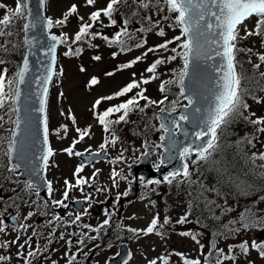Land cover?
<instances>
[{"label":"snow or ice","instance_id":"snow-or-ice-1","mask_svg":"<svg viewBox=\"0 0 264 264\" xmlns=\"http://www.w3.org/2000/svg\"><path fill=\"white\" fill-rule=\"evenodd\" d=\"M46 3V0H40L41 6ZM32 0H14V7L0 3V9H5V14L0 17V66L10 63V56L16 53L21 47L27 49V54L23 56L20 63L16 65V70L12 75H9L8 67H0V110L4 114L0 115V128H3L4 123L12 124L10 135L7 137L0 136V157L8 158V164L3 165L0 162V167L4 168L9 175L5 177L9 183L19 185V189L13 188V195L9 197L8 202H0V264H36L39 258V264H60V260H64V264H81L78 259L84 254V248L87 247L86 241L97 240L102 229L111 226L112 216L108 209L104 210L106 218L96 226L88 223H83V218L87 216L88 209L83 207L86 201H91V194H85L84 200H74V205L77 207L75 213L68 211L65 216L56 213L57 206L68 209L69 193L78 189L82 194L85 193V185L92 187L95 183L100 169L94 168V162L101 154L107 156L108 148L115 147L120 140L114 130L115 125L129 122V114L139 110L144 112L145 107L149 105H165L171 103L172 110L175 111L176 105L180 100L168 101V96L165 94L160 100H152L145 95L146 88L141 85L151 83L153 80L159 79L157 75L158 66L179 58L182 61V66L175 71V79L161 81L159 91L167 93L169 85L179 86V97L187 100V106L178 117H172L168 121L167 117L163 118L160 124V129L164 131L165 136H161L160 140L165 143L157 145L164 147L165 155L158 158V162L154 163L153 167L159 171L161 165H172V170L163 175L161 179H146L139 178L143 189H148L152 185H159L162 182L172 185L187 183L191 185L198 183L192 179L193 171L190 167L200 161H208L212 153L218 147V139L220 130L235 119H243L255 127V131L264 134V116H257L255 112H249L250 105L246 100V96L251 98L256 103H264V97L256 96L255 92L259 89L264 92V71H261L264 66V51L255 50L252 47H241L242 41H246L251 37H256L259 40L261 48L264 49V0H107V3L102 8H95L88 16L89 22H84L83 16H78L80 25L78 30L69 36L68 33L59 35L51 33L53 28L64 27L68 23L69 17L78 14V6L72 4L60 19L52 17H41L39 10L34 11L31 7ZM97 0H85V6L94 7ZM152 8L156 9L153 14H148ZM167 10V14L160 15ZM124 9L128 11L125 12ZM141 10L144 14L141 15ZM120 17V26L113 34L112 38L103 35L99 31H92L97 27H116L117 17ZM129 16L137 18L141 22H147L143 28L135 30L129 29L131 23ZM157 16V19L153 17ZM102 17H106L108 24L105 25ZM161 20L169 21L168 27L173 30L178 29L179 34L171 39H166L163 43L157 44L147 50L135 59L122 63L118 66V71L130 69L137 63L141 62L149 53H158L161 50L170 51L172 55L156 59L149 65L145 71L150 73L149 77L145 78L141 74V79L137 80L136 74L132 73L131 80L121 87L118 91L97 98L92 104L93 116L99 126L102 127L105 133L102 142L98 145L97 151L93 152L91 147L85 148L83 151L75 150L76 146L85 141V138H91L92 125H87L84 128L77 126V118L69 109L67 119L70 121L77 137L74 138L71 144L63 149L70 157H85L84 162L79 163L72 173L74 183L65 178L63 181L64 190L62 198L59 200L48 199L44 200L40 196V190L43 189L51 197L54 189L53 183L50 180H40L42 172H46L49 167V160L56 154L49 142V127H48V95L49 84L57 75H63L61 69L57 72V48L59 45H66L65 56H79L83 53V47L73 48V45L88 43L89 47H98L91 44L92 40L97 37L105 40L109 46L114 44L120 45V51H130L131 48L123 37L128 39L133 38V32H151L154 29L156 35L160 37L166 36V32L160 27ZM252 28L248 27V23L253 22ZM22 22V23H21ZM40 24L50 33L46 51L43 52L45 57H48V64L45 67V74L37 81L42 87L35 104L28 105L25 108L24 115L21 113V85H26L30 69L29 56L35 55L33 51L34 41L29 36V33ZM23 34L22 40H16V37ZM147 44V38L141 37L140 42L135 44L136 48H144ZM169 45H175L169 48ZM245 54V59H240V54ZM117 53H113L115 57ZM255 55L258 62L253 63L250 56ZM94 60L99 61L101 57L96 55ZM213 61L212 77L209 82L204 85L207 89L202 93L195 89H189L188 94H185V89L188 87L185 81L188 79L191 82L194 70L202 68L207 61ZM251 65V74L249 70L244 68V64ZM81 72L86 71L81 67ZM114 72H107L105 75L113 76ZM100 83L96 76L90 77L87 82L88 87L96 86ZM199 83V82H198ZM134 95L129 96V93ZM62 95V93H61ZM121 97H128L119 103L112 104L99 111L100 105L105 101H116ZM146 102L144 107L140 106V101ZM203 101V103H200ZM188 106H192L195 113L199 116L194 124L193 131L188 132L181 122L189 121V115L186 114ZM165 109L161 108V112ZM119 114V115H117ZM5 116L8 117L7 121ZM61 116H65L62 111ZM115 116V119L112 117ZM158 119L160 117H157ZM23 125V127H22ZM39 125V127H38ZM175 128L181 129V134L184 140L177 138L174 131ZM42 129V145L37 152L35 149L36 133ZM60 129L65 134L61 137L64 139L69 132L68 124H62ZM57 131V135H59ZM256 137L246 140V144L255 148L253 142ZM6 143V148L3 146ZM143 147H149L145 141ZM126 151V150H125ZM150 153L142 154L144 159H147ZM39 156V160L36 157ZM254 167L256 162L260 161L259 168L264 169V151L252 152L248 157ZM124 160L123 151L110 163H120ZM179 162V167H176V162ZM41 164L43 169H41ZM93 167L94 171L90 177L82 176L86 167ZM25 177L23 184L19 178L13 179V175L17 172ZM264 175V173H261ZM110 179L112 186L119 187L120 181H127L128 177L118 171L115 167L111 169ZM0 183V190H2ZM200 195L204 191H213L200 186ZM96 192L109 191V189H101L97 184ZM154 192L155 189L153 188ZM35 195L36 199H32ZM121 196H128V191H124L117 195L116 200L119 201ZM142 199H149L148 193L145 192ZM27 207L29 210L22 214L21 207ZM91 206V205H89ZM191 202L188 205V211L175 221L178 225H183L189 222L191 215ZM11 209V211H9ZM7 213V216L5 215ZM37 215L48 217L44 221L47 227V233L41 232L38 226H35L32 221ZM169 217L161 216L157 213L151 219L146 228H127L126 230L133 234L134 237H139L141 234L148 236L156 234L163 237L165 232L162 231L165 225L171 224ZM233 225L238 224V227L224 226V231L217 233L218 236H223L225 239L234 237L241 231H250L253 228L264 231V217H259L251 209L245 210L239 220L232 221ZM72 225H76L80 231L65 232L61 229H67ZM86 230V231H85ZM96 233L97 235H92ZM182 236H191V238L200 243L197 236L189 232H181ZM75 236L73 240L70 237ZM119 237V233H117ZM46 241V243H42ZM59 241L64 242V252L61 257L52 259V253L58 249L53 247ZM76 248L73 251V248ZM111 247V244L108 245ZM210 250H205L201 245L200 257L189 258L183 252L167 253L147 261V264H170L173 256L180 259L182 264H237V251L248 256L251 250H255L261 259H264V241H248L243 240L236 244L226 245V249L217 246V240H212L208 246ZM15 249V251H12ZM129 259L131 253H129ZM124 264H128L125 260Z\"/></svg>","mask_w":264,"mask_h":264},{"label":"rangeland","instance_id":"rangeland-1","mask_svg":"<svg viewBox=\"0 0 264 264\" xmlns=\"http://www.w3.org/2000/svg\"><path fill=\"white\" fill-rule=\"evenodd\" d=\"M0 3H3L8 7H14V0H0ZM106 3L107 0H97V4L94 7H90L85 6V0H46L47 14L53 19L62 18L63 14L72 4H76L78 6V14H74L73 16L69 17L66 26L53 28L51 31L58 35L61 33H68L69 36H72L78 30L80 25V23L77 21L78 16H83L84 22L90 23L88 16L91 11L95 10V8L104 7ZM124 11L127 12L128 10L124 9ZM155 12L156 9L152 8L148 11V14H153ZM4 14L5 9H0V17H2ZM143 14L144 11L141 10V15ZM164 14H167L166 8L165 11L160 15ZM115 18H117L116 27H105V29H107L106 31L104 30L99 32L103 33V35L109 36V38H112L113 34L120 26V17L117 16ZM128 18L131 21L128 26L130 30H135L146 26L147 22H141L137 18L131 16ZM153 18L157 19L158 17L154 16ZM101 19L105 25L108 24L106 17H102ZM168 24L169 21L161 20L160 22V27L166 32V36L164 37L156 35V31L158 29L143 33L134 31L132 39L123 37V39L126 40L127 45L131 48L130 51L121 52L120 45L114 44L109 46L108 43L100 37H97L95 40L91 41V44L98 45V47H89L88 43L73 45V48H84L83 53L79 56H65L64 52L66 51L67 46H60L57 72L62 69L63 75H57L54 78L48 97L47 113L49 130H51V146L56 153L49 161L47 178L53 182L54 194L58 200L62 198L64 179L67 178L74 183L72 173L79 163L84 162L81 157H70L66 152L62 151L71 144L74 138L77 137V134L75 133L70 121L67 119L68 110L71 109L72 113L76 116L78 127L84 128L87 125H92L91 138L89 139L86 137L85 141L78 144L75 150L83 151L85 148L90 146L92 151H97L98 145L102 142L105 133L93 116V112L91 110L92 104L100 96L110 95L118 91L131 80L132 73L136 74L135 78L137 80L141 79V74H143L145 78L149 77L152 74L145 71L149 65H151L158 58L172 55L170 51L165 52L163 50L155 54L149 53L147 57L134 65L132 68L125 69L123 71L117 70L120 64L127 63L135 59L137 56L142 55L147 50V48L163 43L164 40L171 39L173 36L178 35L179 30H173L172 28H169ZM253 24L254 20L253 22L248 23V27L252 28ZM92 31L95 32V28ZM21 36L16 37L15 39L21 40ZM142 36L147 38V44L144 48H136L135 44L140 42ZM174 46L175 45H169V48ZM240 46L252 47L254 51H264V49L261 48L258 38L256 37H251L246 41H242ZM25 49V47H21L16 53L10 56V63L0 67H8L9 75H12L14 73L13 71L16 69V65L20 63L22 54L23 56L25 55V53H23ZM113 53H117V55L114 57ZM0 55H2V53H0ZM96 55L101 57L99 61L93 59V57ZM239 58L245 59V54H240ZM250 58L253 63L258 62L255 55H251ZM181 66L182 61L179 58H177L176 61L158 66L157 75L159 76V79L153 80L149 84L141 85L142 88L147 89L145 95L150 99L157 101L162 99L165 94L168 96L169 102L179 99L180 103L176 105V108L187 104V100H184L178 95L180 91L178 85H169L170 90L167 93H161L159 91V85L161 81L175 79V71ZM81 67L85 68L86 71L81 72ZM244 68L249 70L250 75L251 65L245 63ZM261 71H264V66H262ZM107 72H114L115 74L113 76H107L105 75ZM92 76H96L100 83L96 86L88 87L87 82ZM136 91L139 90H133V93H129L128 95L132 96ZM257 92L258 95L256 96L264 97V92H260L259 89H257ZM127 98L128 97H121L116 101H105L100 105L99 111H103L112 104L119 103L123 100H126ZM246 100L250 105L249 112H255L257 116H264V103H256L251 98V96H246ZM145 104V101H140L141 107H144ZM166 106H169V108L165 110H172L171 103H166L165 105L159 106L149 105L145 107V110L142 113L140 111L131 112L129 114V122L125 124V127L121 125V128L125 129V135H123L124 133H122V131L119 129L118 131L120 132V137L122 135L121 139L118 141L115 147L110 146L108 148L107 152L111 154L110 159L94 162V168L100 169V173L97 176L95 183H97L101 189H109V191H101L103 192V195H101L99 198H101L102 201L103 197L107 198L108 195L114 196L116 201L117 195L122 193L116 189H124V191H126L133 187L134 179L130 175V165L135 161L137 162L139 157L145 151L153 153L160 152L162 150V147H157V145H160V137L164 136V131L160 129L161 120L157 117H159L161 108H165ZM62 111L65 113V116H61ZM136 113L140 114L136 115ZM234 122L236 124H240L241 126H246L249 129L252 137H256L253 142L256 143L257 150L264 151V134L257 133L255 131V127L243 119H235ZM62 124H68L69 126V132L67 133V137L64 139H61V137L65 135L60 129ZM7 130L8 129L5 128L3 131ZM57 131H59V135H57ZM145 141L149 145L147 148L142 146ZM122 151L124 155L123 167L120 166V163L109 162L113 160V158L120 155ZM191 159H195V157L193 156ZM191 159L189 160L190 167L194 169L192 179H195L194 173L196 171V164L191 165ZM113 167H115L118 171L122 170L123 168V170H125V175L128 177L127 181H124L123 183L120 181L119 187L115 188L112 186V181L110 179L111 169ZM94 168L91 166L86 167L81 175L90 177L94 171ZM163 184L171 186L173 189L170 191V193H166L162 190L166 195L163 194L164 196L162 197V201L160 203H156L154 198L151 197H149V199H139L127 203L126 216L134 228H146L153 216H155L157 213L161 216V220H163L164 217H169L172 222L169 225H165L162 229V231L165 232L163 237L156 234H150L148 236L141 234L139 237H136L135 240L137 242L132 243L134 245V258L129 264H147V261L150 259L167 253L176 252H183L189 258H199L201 255V245L204 246L205 250H210L208 246L214 239L217 240V246L225 248V250H227L226 245L236 244L243 240H256L258 242L264 241V231L256 228H253L250 231H241L238 235L225 239L223 236L217 235L219 231H215L207 227L204 223V219L199 220L193 217L192 212L189 216V222L183 225L176 224L175 221L183 216L186 211H188L189 204H187V201H182V193L180 190L177 192L175 191L174 187L179 186V184L175 182L172 185H168L166 183ZM159 185H152L149 188L154 187L155 191H158L160 190ZM163 189H165V187ZM9 190L11 189L8 188L4 192L0 202H8L9 194L11 193ZM92 190L96 192L95 189L92 188ZM160 191H158L157 194ZM71 193H73L72 195H76L75 193L80 194V191L78 189H74ZM157 194H155V196H157ZM33 198L36 199L35 196H33ZM214 202L215 207H217L215 212L217 215L212 214L213 219L220 221L218 219H222L223 216L225 217L223 229L220 232L224 231L225 225L228 227H238V224L233 225L231 222L239 220L240 215L247 209H251L259 217L264 216V197L250 196L249 200L247 201L248 204L238 205L233 200H230L228 196L220 195L214 199ZM28 210L29 209L27 207H21L22 214L26 213ZM5 215L7 216V213ZM181 232L195 234L200 243H196V241H194L191 236L180 235ZM237 255V264H264V259H261L255 250H251L248 256H243L238 251ZM170 264H182V262L178 257L173 256Z\"/></svg>","mask_w":264,"mask_h":264},{"label":"trees","instance_id":"trees-1","mask_svg":"<svg viewBox=\"0 0 264 264\" xmlns=\"http://www.w3.org/2000/svg\"><path fill=\"white\" fill-rule=\"evenodd\" d=\"M22 39L23 34L21 36ZM255 95H258L257 90ZM2 114H4V111L0 110V115ZM139 114L136 113V115ZM7 119L8 117L5 116L6 121ZM12 127V124L4 123L3 128H0V136H9ZM5 128L8 130L3 131ZM250 138H252V135L249 129L244 125L236 124L233 120L220 130L218 147L209 160L206 162L200 161L196 164L195 179L193 180L198 183L191 185L181 183L178 186L182 193V201H187V204L191 202L192 204L191 212L193 217L199 220L204 219L206 226L212 230L220 232L223 229L225 220L224 216L222 219H218L220 221L214 220L212 217V214L217 215L215 213L217 207H215L214 202L216 197L220 195L228 196L230 200H233L238 205L248 204L247 201L250 196L264 197V175L261 174L264 173V169L258 167L262 162L257 161V166L254 167L248 159L252 152L261 151L257 150L255 142V148L246 144V140ZM3 146L6 148V143ZM0 162L3 165H7L9 161L6 157H0ZM8 175L9 173L0 167V183L3 185L2 190H0V199L8 188L11 189L9 190L11 192L9 197L13 195L12 189L14 187L17 190L19 189V185L11 184L5 180ZM15 176L16 173L13 175V179H15ZM201 185L205 189H212L213 191H204L200 195Z\"/></svg>","mask_w":264,"mask_h":264},{"label":"flooded vegetation","instance_id":"flooded-vegetation-1","mask_svg":"<svg viewBox=\"0 0 264 264\" xmlns=\"http://www.w3.org/2000/svg\"><path fill=\"white\" fill-rule=\"evenodd\" d=\"M96 31H106L105 27H97L95 28ZM83 160H85V157H81ZM120 166H124V160L120 162ZM132 168V166H131ZM122 174L125 175V173ZM131 174V170H130ZM140 174L136 178L133 176L134 179V185L132 188L128 189V196H121L119 201H115L114 196H109L107 198L103 197V201L101 198H99L101 195H103V192H94L92 190L95 189V184L92 187H88L85 185V193H81L76 195L70 194L69 200L66 201V203L69 204V208L65 209L64 212H60L59 210H56V213L61 215L62 217L65 216V214L68 211H71L75 213L77 211V207L74 205V200H84L85 194H91L92 200L86 201L83 204L84 208L88 209V215L83 218V223H88L90 225L96 226L99 223H101L106 216L104 215V210L108 209L111 213H113L111 226L106 227L105 229L101 230V233L99 234V237L97 240L94 241H86L87 247L84 248V254L78 257V259L81 261V264H124L125 260H128V264L133 260L134 258V245L133 242H137L135 239L136 237L133 236L132 233L128 232L127 228H134L133 225L129 222L127 218V203H130L134 200L140 199L145 192L148 193V197L154 198L155 202L157 203L156 199L157 197L162 199L164 196V192L161 191L157 194V192H154V194L150 195L149 193L152 192L151 188L143 189L140 185ZM124 181H121L123 183ZM161 185V184H160ZM54 189V187H53ZM120 192H124V189H116ZM168 190V189H166ZM119 192V193H120ZM157 194L155 197L154 195ZM162 194V195H161ZM44 200H46L45 196H41ZM51 198L53 200H58L57 197L54 194V191L51 195ZM33 199V197H32ZM142 199V198H141ZM118 202V203H117ZM91 205V206H89ZM11 211V209L9 210ZM48 219V217L37 215L33 218L32 223L35 226L39 227V230L41 232L47 233L48 229L44 225V221ZM41 224V225H39ZM61 231L65 232H73V231H80V229L76 225H72L71 227L67 229H61ZM86 231V230H85ZM117 233H119V237H117ZM92 235H97L96 233H91ZM71 239L75 240L77 237L72 236ZM42 243H46V241H42ZM111 244V247H108V245ZM56 249H58L56 252L52 253V259H56L57 257H61L65 248H64V242L59 241L55 245H53ZM76 248H73V251H75ZM12 251H15L13 249ZM121 253L125 254V258L123 260H120L119 255ZM129 253H131V258L129 259ZM36 264H39V258H37ZM44 264H47V261L44 262ZM60 264H64V260H60Z\"/></svg>","mask_w":264,"mask_h":264},{"label":"water","instance_id":"water-1","mask_svg":"<svg viewBox=\"0 0 264 264\" xmlns=\"http://www.w3.org/2000/svg\"><path fill=\"white\" fill-rule=\"evenodd\" d=\"M31 7L34 11L39 10L41 17H47L46 13H45V4L43 6H41L40 0H32ZM49 34L50 33H48L44 29V27L40 24H38L37 27L35 29H33L31 33H29V36L34 41V45H35L34 47L37 46V49H35V51H34L35 55L29 56L31 71L29 72L28 76L26 77V80L28 81V83L26 85H21L22 93H21V113H20V115H22V116L24 115L25 108L28 105L35 104V101H36V99L39 95L40 89L42 87L37 81H39L40 77H42L45 74L44 70L48 64L49 58L45 57L43 55V52L46 51L47 44L50 43V41L47 38ZM41 45H42V47H41ZM58 48H59V46H58ZM58 48H57V59H58ZM26 54H27V51H26ZM213 63H214L213 61L209 60L206 62V64L202 68L194 70L193 74H192L191 82L188 79H186L185 83H186V85H188V87L185 89L186 95L188 94L189 89H195V90H198L202 93L207 91V89L204 87V85H206L209 82V80L211 79V77L213 75V73H212ZM56 66H57V62H56ZM51 84H52V82L48 86L49 91L51 88ZM200 103H203V101H201ZM184 110H185V106H182L179 109H177L171 113L163 112V113H161L160 116H161L162 121H163L164 117H167L168 121L170 122L172 117H178V115ZM186 114H190L189 115V121H185V122H181V123L184 125V128L188 132H192L194 124H195L199 114L194 112L192 106L187 107ZM22 127H23V125H22ZM38 127H39V125H38ZM174 131H175L178 139L184 140V137L181 134L180 128H177V129L175 128ZM35 135H36L35 149L38 152L41 145H42V142H43L42 129L37 131V133ZM164 143L165 142L163 141L162 144H164ZM164 155H165V149L163 150L161 157H163ZM104 157H106V156L101 154L97 158H104ZM158 158H159V156L156 153H153L152 156L149 155L147 159H144L143 156H141L139 163L133 165L132 174L135 175L136 177L139 174H142L143 177L146 179H150V178H154V177L162 178L166 172H169L172 170V165L164 164V167H163V165H161V167H163V168H160L159 171L154 170L152 163L157 162ZM36 159L39 160V156H37ZM176 163L177 164L175 166L179 167V165H178L179 162L177 161ZM40 167H41V169H43L42 164ZM18 178L20 180L25 179V177L21 174L18 176ZM45 179H47L46 173L42 172V174L40 176V180H45ZM40 194L41 195H47V192L45 190L41 189ZM47 198L50 199L49 197H47ZM124 257H125L124 253H121L119 255L120 260H123Z\"/></svg>","mask_w":264,"mask_h":264},{"label":"bare ground","instance_id":"bare-ground-1","mask_svg":"<svg viewBox=\"0 0 264 264\" xmlns=\"http://www.w3.org/2000/svg\"><path fill=\"white\" fill-rule=\"evenodd\" d=\"M38 43H39V42H38ZM41 47H42V45H41ZM35 49H37V46L33 48V51H35Z\"/></svg>","mask_w":264,"mask_h":264}]
</instances>
